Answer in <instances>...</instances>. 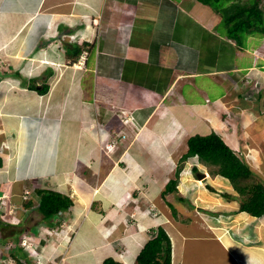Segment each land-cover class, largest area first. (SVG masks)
I'll return each mask as SVG.
<instances>
[{"label": "crops", "instance_id": "0c3cea01", "mask_svg": "<svg viewBox=\"0 0 264 264\" xmlns=\"http://www.w3.org/2000/svg\"><path fill=\"white\" fill-rule=\"evenodd\" d=\"M218 23L215 11L199 0H0V60L7 58L14 69L0 83V195L6 205L0 207L1 217L32 223L20 237L33 238L34 249L27 250L33 259L49 255L38 264H80L74 256L92 249L89 264H101L107 256H124L119 261L135 264L158 225L175 247V264H185L195 238L166 210L165 201L173 194L164 199L160 195L172 177V153L186 148V139L194 133L222 129L223 123L211 119L232 117L223 110L235 106V100L227 99L228 91L241 81L242 69L245 75L256 70L264 74L258 69L264 63L254 59L264 60V36L248 35L243 48L223 35ZM212 75L224 91L206 105L211 89L206 79ZM29 79H36L39 88L47 83V91L29 89ZM89 79L90 90L84 85ZM189 87L204 96V103L187 93ZM250 103L246 108L258 115ZM121 111H131L137 126L123 125ZM112 140L117 143L109 151L105 145ZM26 186L28 198L18 194ZM36 189L71 197L64 226L52 229L41 220L35 210ZM28 199L32 204L23 206ZM15 203L30 210L17 219L9 207ZM232 211L230 223L244 222L241 237L227 239L234 252L218 236V219L209 224L214 232L195 220V231L209 232V242L235 264L249 258L250 264H264V215L239 211L237 201ZM33 212L37 219L31 221ZM70 223H77L71 244L76 248L58 263L49 258L58 254L55 248H63ZM48 229L55 234L49 239L52 248L44 241ZM83 230L98 236L96 245L77 247ZM8 252L6 257H11L16 248Z\"/></svg>", "mask_w": 264, "mask_h": 264}, {"label": "rangeland", "instance_id": "374dc122", "mask_svg": "<svg viewBox=\"0 0 264 264\" xmlns=\"http://www.w3.org/2000/svg\"><path fill=\"white\" fill-rule=\"evenodd\" d=\"M227 4V3H226ZM225 4V5H226ZM259 4L261 8L263 9L264 12V0H259ZM219 31L222 33L221 30H223L222 25L219 27ZM258 36V35H256ZM246 40L243 41V48L246 47L247 43H245ZM239 58H242L243 55L238 56ZM257 63H260L263 65L264 60L261 59H256L254 58ZM259 70L264 71V67H258ZM14 70L11 66V63L7 58H4L3 61L0 60V83L5 80V76L10 77V72ZM4 72V73H3ZM242 72H245V68L242 69ZM243 80H248L247 83L241 84V83H233L231 86L232 91H234L238 96H232L227 99H232L235 100L236 103H233L235 105L232 109H228L226 111L223 110V115L224 116H232L229 120H220V119H215L212 118L211 122L215 121L217 124H222L221 130L216 131V128H210L208 132L203 133V132H198L194 134H207L213 131H216L219 133V135L224 136V134L228 138H223L230 146H234V151L241 157H243L245 160H247V164L249 167L254 171V176L251 178V181H259L262 184H264V95L262 90H264V74L259 73L257 70L256 72H250L246 76H243ZM206 81L208 83H211V89L208 90L207 88V96L209 101H205L206 105H211V102L215 97L217 96L218 92H223L224 87L220 84L217 83L214 79H216V76L212 75L211 77H207ZM12 79L17 82L20 80L17 77H12ZM203 78H199L201 80ZM43 80V79H42ZM89 79L88 83L84 84L86 85L89 90L93 86V83L90 82ZM189 95H195L201 103H204L203 95H200L197 91H194L191 87H189V91L187 92ZM257 93L260 96V101H258L257 98ZM186 93L184 94V99L185 100H190L191 98L189 97ZM250 95V96H249ZM263 95V96H262ZM190 98V99H189ZM249 102L247 103V101ZM254 102L253 107L254 111L258 112V115H254L251 111V108H246L249 107L250 102ZM259 103H262L259 104ZM214 104V103H212ZM251 104V103H250ZM246 106L243 108V106ZM248 105V106H247ZM242 110V111H241ZM212 112L215 113V110H212ZM133 114L131 111H121L120 112V117L124 118L128 114ZM233 118V120H232ZM121 122V120H120ZM122 123V122H121ZM241 124L242 127L236 126ZM137 126V124H136ZM236 137H232L234 134ZM243 136V138L241 136ZM185 138L183 139V141ZM182 141V142H183ZM171 142L169 143V145ZM180 145V144H179ZM176 144L177 148L179 146ZM153 149V148H152ZM185 147L181 146L178 150L175 149V151L172 153V158L171 160L173 161L174 164V169L172 172V177L174 176V173L178 167H180V172L178 176V184H177V189L174 192H171V197H169V201L174 205V208L177 211V215L174 216L176 220H178V223L180 227L183 229V223H185V230L186 233H190V238H195L194 240L191 241L190 247L191 251L188 252L187 255H185L184 262L185 264H211V262L217 261V264H235L234 262H231L229 259L228 255L221 250L219 245H215L214 243L209 242L210 237H209V232L208 234L204 233L203 230L195 231L194 227V221L197 219H200L201 223H204L206 225V228H209V231H212V227L209 225L212 222H216L218 219L220 223V228L222 232L218 234L220 237L221 241H224L225 243V248L228 250L234 252V248L230 245L229 242H227V239H233V238H238L239 235V227H243V219L238 220L237 222H229V220L232 218V216L229 214L230 211L233 213L232 208L236 207V201L238 202V207L240 200L243 198V196L239 195L236 190L233 189L232 184L230 181L220 175H217L215 173H212V168L211 166L205 165L202 162H199L195 157H189L188 159H185L184 161L180 162L178 165V160L180 158V154H182L185 151ZM177 150V151H176ZM161 153V152H160ZM192 166L197 167V171H193L191 169ZM205 173V176L202 178H197V173ZM211 186L212 190H210L207 186ZM27 187V186H26ZM28 191L30 188H26L25 190ZM24 190V191H25ZM21 189L19 190L18 194L21 195V193H24V198H28V195ZM13 194V193H12ZM170 194V193H169ZM229 195V196H225ZM2 196L0 195V207L1 206H6L5 204L1 203L2 202ZM179 196L183 198L184 200L179 199ZM162 198V197H161ZM165 198V197H164ZM163 198V199H164ZM234 199V201H231ZM161 200V199H160ZM236 200V201H235ZM166 206V205H164ZM11 208L10 212L15 218L21 217V214H24L26 211H29L30 208L27 210L22 207V204L15 203V205L9 206ZM2 210H5V208L2 207ZM19 210V211H17ZM33 210V209H32ZM166 210L170 212L171 214V209L167 206ZM7 211V210H6ZM4 211V212H6ZM24 212V213H23ZM70 212V211H69ZM8 213V211L6 212ZM0 214L1 209H0ZM32 218L31 221H34L36 218V213H32ZM127 214V213H126ZM0 218L5 220V215ZM64 217V219L62 218ZM235 219L237 217H234ZM60 220L59 224L56 226H53L55 228H59L65 225V222L68 219V215H65L64 212L57 216L54 220ZM12 221V219L10 218ZM234 221V219H232ZM13 223H17L18 221H12ZM256 222V220H255ZM29 224L32 225V223H27L21 225L19 223L15 224L13 227H8V229H3L0 232V238L3 237L4 235V244L0 243L2 246H6L10 244V247H0L1 253H0V264H17L14 262L11 257H6V254L9 253L8 251H12L13 249L16 248L19 245L20 247H23L24 250H26L27 254L30 256V261L25 262L23 264H35L39 262V258H46L49 255H44L41 253L38 255V258L35 260L32 258V255H30L29 251L34 249L32 245V240L33 238L30 237L28 234H24V236L20 237L22 234H18L20 232L19 229L22 227H26ZM77 223H70L69 227L66 229L67 230V235L64 236L63 240V248H55V253H58L54 256H52L51 260H57L58 263H63L67 259L68 255L71 254L69 250H73L76 248L73 246L71 247V244L75 243L76 241V235L75 234V227ZM175 224V221H172L171 226ZM170 230L172 227L169 225H166ZM245 229L247 230L246 226L244 225ZM13 228V229H12ZM244 229V228H243ZM234 231V233H233ZM51 229H48V233L45 236L44 241H47L48 247L52 248V240L54 233H50ZM89 232V233H88ZM87 230H83L81 233H79V241L77 242V247L84 248L86 246L90 247L92 245H96V241L99 240L98 236L96 234L91 235L92 232ZM196 233V234H192ZM17 234V235H16ZM53 234V235H52ZM88 234L86 238L82 237ZM211 234V233H210ZM211 235H215L212 233ZM15 236V237H13ZM197 236V237H196ZM199 239V240H197ZM229 239V240H230ZM19 241V242H18ZM56 242V240H54ZM231 241V240H230ZM11 242V243H10ZM89 242V243H88ZM91 242V243H90ZM232 242V241H231ZM96 243V244H95ZM84 244V245H83ZM205 244H207V247H205ZM202 246V248H201ZM71 247V248H70ZM179 246H177V249ZM201 248V250H200ZM94 250V249H92ZM92 250H85L82 253H79L74 256V260L77 263L80 264H89L90 260L92 259ZM200 250V252H199ZM226 250L227 252H229ZM36 251V250H34ZM175 251V247L172 245L171 246V264H175L174 258H177L173 256V252ZM184 253V252H183ZM34 254V253H33ZM37 254V253H36ZM182 257H178V261L181 260ZM48 259V260H49ZM115 259L117 260H124V256H117ZM49 260V261H51ZM249 261H246V263L250 264V258L248 259ZM43 261V260H41ZM66 262H70V259L67 260ZM245 263V264H246ZM127 264V263H125Z\"/></svg>", "mask_w": 264, "mask_h": 264}, {"label": "trees", "instance_id": "16d2710c", "mask_svg": "<svg viewBox=\"0 0 264 264\" xmlns=\"http://www.w3.org/2000/svg\"><path fill=\"white\" fill-rule=\"evenodd\" d=\"M199 1L210 6L215 11L219 18L218 24L223 27V30H221L223 35L234 40L237 46L243 44V41L246 40L248 35L261 36L264 34V12L259 4V0ZM75 52L78 54L79 49L77 48ZM14 75L20 77L18 72H15ZM29 80V89L39 93L47 91V83H40L41 87L37 88V80ZM186 145L187 150L180 156L178 165L188 156L196 155L200 162L213 167L212 173L227 178L232 184L233 189L239 195L243 196L239 203V211H245L256 217L264 215V184L259 181H251V178L254 176V171L234 152L219 134L215 131L207 134H192L187 138ZM1 165L2 158L0 156ZM192 169L197 171L195 166ZM179 172L180 167L176 169L174 176L169 178L164 184V188L160 192L162 198L166 194L176 191ZM207 187L212 190L211 186L208 185ZM34 193L38 197L35 210L41 215V220L50 227L59 224V220H54L60 215L58 213L59 211L61 213L66 212L73 205V201L69 195L58 191L36 189ZM225 196L229 195L225 194ZM179 199L184 200L180 196ZM165 203L171 209L172 216H175L177 211L174 205L168 201H165ZM31 204L32 201L30 199L23 202V206H30ZM4 219L0 218V232L3 229H8V227L15 225V223L10 222V218L5 217ZM25 229L27 230L28 228L22 227L19 230L23 231ZM12 255L19 263L21 260L24 262L30 261L28 255L21 247L16 246V252ZM134 263L171 264V241L163 226L158 225L154 229L153 235L146 240L135 256ZM101 264L124 263L112 256H107L102 260Z\"/></svg>", "mask_w": 264, "mask_h": 264}, {"label": "clouds", "instance_id": "9594fccd", "mask_svg": "<svg viewBox=\"0 0 264 264\" xmlns=\"http://www.w3.org/2000/svg\"><path fill=\"white\" fill-rule=\"evenodd\" d=\"M261 36H264V34H262ZM236 43V42H235ZM241 45H243V44H241ZM239 46V45H238ZM246 71L247 70H245V72L244 73H241V81L239 82V83H241V84H245V83H247L248 82V80H244V81H242L243 80V75L244 76H246L245 75V73H246ZM242 72V71H241ZM232 96H238V94H236V93H234V91H232V89H230L229 91H228V97H232ZM250 96V95H249ZM257 98H258V101H260V96H259V94L257 93ZM206 101V100H205ZM207 101H208V99H207ZM246 106L244 105L243 106V108H245ZM251 112V111H250ZM120 117V116H119ZM120 120H121V122H122V124L123 125H127V124H130L131 126H133V127H136V122H135V120H134V123H135V125H133L132 123H129V122H124L123 120H122V117H120ZM117 134H119V133H117ZM120 135V134H119ZM121 135H123V134H121ZM123 137H124V135H123ZM189 137V136H188ZM187 140V139H186ZM116 141H115V143H114V146L113 147H111L110 149H108L109 151L110 150H113V148L115 147V145H116ZM187 146V145H186ZM186 150H187V147H186ZM186 150H185V152H186ZM235 152V151H234ZM184 153V152H183ZM182 153V154H183ZM181 154V155H182ZM237 154V153H236ZM238 155V154H237ZM239 156V155H238ZM189 157H195L197 160H198V158H197V156L196 155H193V156H188L186 159H188ZM242 160H244L246 163H247V160H245L243 157H241V156H239ZM199 161V160H198ZM200 162V161H199ZM193 167V166H192ZM192 167H191V169H192ZM196 167V166H195ZM197 168V167H196ZM193 170V169H192ZM194 171V170H193ZM198 173H200V172H198ZM201 174V173H200ZM205 174V173H204ZM217 175H219V174H217ZM221 176V175H220ZM223 177V176H222ZM225 178V177H224ZM227 179V178H226ZM26 194H28V190H25L24 191ZM59 214H62L61 213V211H59L58 212ZM176 215H177V213H176ZM175 215V216H176ZM59 217V216H58ZM59 220V219H58ZM60 221V220H59ZM55 222V221H54ZM18 223V222H17ZM17 223H15V224H17ZM21 233H23L22 231H20L18 234H21ZM168 234V233H167ZM29 235V234H28ZM170 238V237H169ZM19 242V241H18ZM15 246H17V244L15 245ZM17 247H20L19 245L17 246ZM22 249H23V247H21ZM23 251H24V249H23ZM26 251V250H25ZM28 255V254H27ZM11 257H12V259L14 260V262H16L17 264H23V263H25L23 260H21V262L19 263V262H17L16 260H15V258L13 257V255H12V253H11ZM29 257V256H28ZM30 259V258H29ZM51 262V261H50ZM39 262H37L36 264H38ZM51 264H52V262H51Z\"/></svg>", "mask_w": 264, "mask_h": 264}, {"label": "built area", "instance_id": "2783aa9c", "mask_svg": "<svg viewBox=\"0 0 264 264\" xmlns=\"http://www.w3.org/2000/svg\"><path fill=\"white\" fill-rule=\"evenodd\" d=\"M122 120L126 123L129 122V123H132L133 125H135L134 117L131 113L126 115L124 118H122ZM114 143H115V140H112L109 144H106L105 145L106 149H110L111 147H113Z\"/></svg>", "mask_w": 264, "mask_h": 264}, {"label": "water", "instance_id": "95a60500", "mask_svg": "<svg viewBox=\"0 0 264 264\" xmlns=\"http://www.w3.org/2000/svg\"><path fill=\"white\" fill-rule=\"evenodd\" d=\"M37 88H39V86H37ZM205 176V174L204 173H197V178H202V177H204Z\"/></svg>", "mask_w": 264, "mask_h": 264}, {"label": "bare ground", "instance_id": "6f19581e", "mask_svg": "<svg viewBox=\"0 0 264 264\" xmlns=\"http://www.w3.org/2000/svg\"><path fill=\"white\" fill-rule=\"evenodd\" d=\"M215 121H213L212 123H214ZM264 218V217H263ZM166 220V219H165ZM128 264V263H127Z\"/></svg>", "mask_w": 264, "mask_h": 264}]
</instances>
